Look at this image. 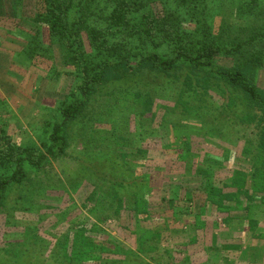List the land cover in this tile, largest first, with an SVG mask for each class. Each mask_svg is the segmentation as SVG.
Returning a JSON list of instances; mask_svg holds the SVG:
<instances>
[{
	"label": "trees",
	"instance_id": "1",
	"mask_svg": "<svg viewBox=\"0 0 264 264\" xmlns=\"http://www.w3.org/2000/svg\"><path fill=\"white\" fill-rule=\"evenodd\" d=\"M13 1L22 11L24 0ZM227 2L30 0L29 17L0 15V42H21L10 56L41 81L56 72L71 80L44 122L40 146L0 124V208L28 181V170L67 156L76 125L102 144L93 161L75 160L70 190L47 188L80 203L74 218L87 210L90 227L71 222L56 242L59 252L27 248L20 256L27 264H44V256L51 264H190L198 233L207 237L216 222L230 227L232 197L244 218L257 214L253 196L264 197V0H240L233 25ZM189 118L205 127L189 128ZM186 129L220 141L222 162L203 156ZM110 222L121 241L97 231Z\"/></svg>",
	"mask_w": 264,
	"mask_h": 264
},
{
	"label": "rangeland",
	"instance_id": "2",
	"mask_svg": "<svg viewBox=\"0 0 264 264\" xmlns=\"http://www.w3.org/2000/svg\"><path fill=\"white\" fill-rule=\"evenodd\" d=\"M240 3V0L227 2V11H231L227 18L231 25L238 22ZM16 14L23 18L29 17L31 15L30 0H24L22 11L16 10L13 0H0V15L15 18ZM20 45V41H13L11 38L0 42V103L3 102L0 107L4 109V111L0 109V124L11 123L16 130L5 127L10 133H15L16 140L40 146L47 136L44 134V122L52 116L54 109L58 107V102L64 100L71 80L63 75V72H56L50 81H41L30 71L27 64L10 56V53L20 49ZM258 84L264 90V73ZM214 100L216 101V98ZM184 121L185 125L191 129L196 126L205 127L191 118L184 119ZM12 130L15 131L12 132ZM185 134L192 136V143L195 144L194 146L199 152H203V156H208L209 160L214 159L222 162L219 159H221L224 146L220 141L204 137L205 134L200 130L186 129ZM100 146L102 144L99 140L96 142L90 140L87 135L82 134L81 127L76 125L72 129L70 147L67 149L66 157L52 161L40 172L28 170V181L13 187L0 208V264H27L23 256L20 257L21 252L27 248L41 251L43 246L48 245L49 251L59 252L61 248L55 246L56 242L64 237L68 226L72 225L71 222H75L77 225L86 222L89 214L85 209L79 208L81 212L77 218H74V211L80 207V203H67L66 198L59 197L62 196L60 191L47 188L62 183L70 190L68 176L77 175L79 172L75 160L93 161ZM236 158L238 161L241 157L238 155ZM236 160L233 162L236 163ZM232 164L222 166L221 170L231 167ZM83 176L87 177L88 173L84 172ZM253 198L254 206L260 209H257V214H254L253 211L248 212L246 218H244V210H241L242 207L237 205V197H232L229 200L228 205L231 211L229 216L233 217L230 229L244 228L254 234L264 233V197L255 194ZM67 213L68 216H66ZM64 217L65 220H63ZM205 217L208 218V221L214 219L208 212ZM220 217H224L223 214ZM85 225L90 227V221ZM211 228L207 237L202 232L196 235L199 241L198 248L194 253L192 252L193 248L189 249L191 251L188 252L190 264L202 259L201 257L208 259L210 249L207 250V248L212 245L214 239L220 236L219 234L225 230L226 226L218 225L216 222ZM97 229V231H102L100 232L104 239L106 236L119 241L122 239L116 235L114 222H110L107 226H97ZM34 238L38 239V242ZM175 247L173 244L168 246L176 251ZM185 256L186 253L181 256L175 254L174 257L177 260H182ZM51 260L48 259V256H44L41 263L51 264ZM164 264H172V262L166 258Z\"/></svg>",
	"mask_w": 264,
	"mask_h": 264
},
{
	"label": "crops",
	"instance_id": "3",
	"mask_svg": "<svg viewBox=\"0 0 264 264\" xmlns=\"http://www.w3.org/2000/svg\"><path fill=\"white\" fill-rule=\"evenodd\" d=\"M221 232L207 248L209 260L201 257L194 264H264V233L254 234L244 228Z\"/></svg>",
	"mask_w": 264,
	"mask_h": 264
}]
</instances>
